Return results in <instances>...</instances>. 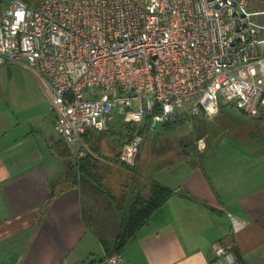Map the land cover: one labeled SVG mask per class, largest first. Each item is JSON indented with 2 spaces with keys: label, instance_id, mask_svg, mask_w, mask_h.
Returning <instances> with one entry per match:
<instances>
[{
  "label": "crops",
  "instance_id": "1",
  "mask_svg": "<svg viewBox=\"0 0 264 264\" xmlns=\"http://www.w3.org/2000/svg\"><path fill=\"white\" fill-rule=\"evenodd\" d=\"M2 97L4 264H106L122 215L136 195H149L153 182L173 193L118 252L120 264H218L217 242L231 246L245 264H264V107L248 116L228 104L208 121L199 118L198 163L160 159L148 175L138 167L143 143L134 173L117 159L128 132L122 128L105 140L102 131L90 128L84 141L94 162L85 164L86 175L78 181L79 158L55 130L50 96L22 106L27 113ZM134 179L140 182L118 203L109 187Z\"/></svg>",
  "mask_w": 264,
  "mask_h": 264
},
{
  "label": "built area",
  "instance_id": "2",
  "mask_svg": "<svg viewBox=\"0 0 264 264\" xmlns=\"http://www.w3.org/2000/svg\"><path fill=\"white\" fill-rule=\"evenodd\" d=\"M251 1L0 0V65L38 77L78 158L87 130H108L121 109L137 131L117 159L134 166L159 123L211 119L228 104L248 116L264 107V8L250 11ZM213 253L218 264H245L231 246L217 242Z\"/></svg>",
  "mask_w": 264,
  "mask_h": 264
},
{
  "label": "rangeland",
  "instance_id": "3",
  "mask_svg": "<svg viewBox=\"0 0 264 264\" xmlns=\"http://www.w3.org/2000/svg\"><path fill=\"white\" fill-rule=\"evenodd\" d=\"M26 1L31 5H36L41 0ZM263 8V0H252L249 6L250 11L262 10ZM263 16H257L256 19H263ZM0 94H2L0 96H3L2 99L17 101L16 108L21 110L22 113H27L22 106L36 103L39 101V96H47L30 69L13 63L0 65ZM186 120L182 121V116L180 115L176 121L174 120L168 124L159 123L155 129V132H157L153 136L144 139L138 166L139 172L148 175L153 171L150 168L153 166L151 164L156 163L160 159L177 160L184 157L191 162V165L198 163L197 150L200 148V140L196 138V127L198 126L197 123L202 119L195 117L192 120ZM206 120L208 121V119ZM109 121L112 126L109 125L110 128L108 130L101 132L105 140H112L114 134H116L114 132L122 128L128 132L129 127L132 126L124 120L122 111L119 108L113 112ZM113 147H115L114 144ZM147 165L149 166L147 167ZM130 171L135 173V169ZM134 176L132 175L131 177ZM134 180L135 182L124 181L109 187L110 192L118 197V203H120L119 200L128 189L135 187L137 182H140L139 180ZM95 251L98 253L100 249L97 247ZM0 264H4L2 258H0Z\"/></svg>",
  "mask_w": 264,
  "mask_h": 264
},
{
  "label": "trees",
  "instance_id": "4",
  "mask_svg": "<svg viewBox=\"0 0 264 264\" xmlns=\"http://www.w3.org/2000/svg\"><path fill=\"white\" fill-rule=\"evenodd\" d=\"M178 118V117H177ZM176 118V119H177ZM175 119V121H176ZM188 118L182 116V121ZM174 121V120H173ZM167 124L170 122H166ZM131 124V123H130ZM129 127L128 135L131 137L136 131V125L131 124ZM139 132H144V129L139 130ZM92 156L87 153L80 157L78 160V166L75 173H80L79 180L84 179L86 175L85 164L94 162ZM125 168L134 170V166H128L122 164ZM70 167L72 165L70 164ZM77 176H75L76 178ZM173 190L160 183L153 182L150 186V193L148 196L136 195L134 199L129 203L128 208L122 215V219L119 225L116 238L111 247L110 254L118 253L124 245L136 234L138 229H140L151 217L152 213L159 208L163 203L172 195Z\"/></svg>",
  "mask_w": 264,
  "mask_h": 264
}]
</instances>
